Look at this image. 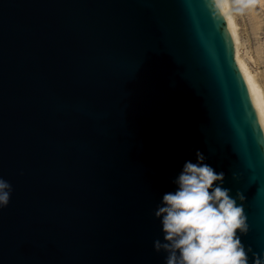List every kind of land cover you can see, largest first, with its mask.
I'll list each match as a JSON object with an SVG mask.
<instances>
[{
    "label": "water",
    "instance_id": "water-1",
    "mask_svg": "<svg viewBox=\"0 0 264 264\" xmlns=\"http://www.w3.org/2000/svg\"><path fill=\"white\" fill-rule=\"evenodd\" d=\"M196 150L264 252V113L222 0H0V264H165L154 212Z\"/></svg>",
    "mask_w": 264,
    "mask_h": 264
},
{
    "label": "clouds",
    "instance_id": "clouds-1",
    "mask_svg": "<svg viewBox=\"0 0 264 264\" xmlns=\"http://www.w3.org/2000/svg\"><path fill=\"white\" fill-rule=\"evenodd\" d=\"M195 158V163H184L173 181L177 190L163 194L154 212L163 232V242L155 240L154 250L167 253L165 264H249V253L252 264H264V252L255 253L241 242L248 233L245 197L223 187L224 172L205 163L201 151ZM11 193V184L0 178V209L9 204Z\"/></svg>",
    "mask_w": 264,
    "mask_h": 264
},
{
    "label": "rangeland",
    "instance_id": "rangeland-1",
    "mask_svg": "<svg viewBox=\"0 0 264 264\" xmlns=\"http://www.w3.org/2000/svg\"><path fill=\"white\" fill-rule=\"evenodd\" d=\"M229 3L238 27L239 55L264 93V0H229ZM238 8L241 10L236 11Z\"/></svg>",
    "mask_w": 264,
    "mask_h": 264
},
{
    "label": "bare ground",
    "instance_id": "bare-ground-1",
    "mask_svg": "<svg viewBox=\"0 0 264 264\" xmlns=\"http://www.w3.org/2000/svg\"><path fill=\"white\" fill-rule=\"evenodd\" d=\"M223 2V6L225 9V13L227 18L229 19L232 27L235 30V51L237 53V60L239 62V64L242 66V68L245 70V72L248 74L250 81L252 83V86L254 88V91L256 93V96L259 100V103L261 105V108L263 110L264 113V93L260 87V85L258 84V82L256 81V78L254 76V74H252V72L250 71V69L248 68L247 64L244 62V60L241 59L240 55H239V46L240 44V39H239V34H238V27L235 21V18L233 16L232 10H231V6L229 3V0H222ZM236 44H237V50H236Z\"/></svg>",
    "mask_w": 264,
    "mask_h": 264
}]
</instances>
